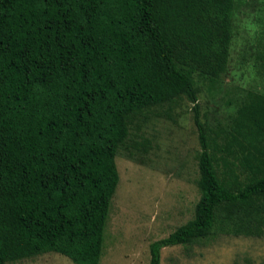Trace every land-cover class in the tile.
Segmentation results:
<instances>
[{"label":"trees","instance_id":"trees-1","mask_svg":"<svg viewBox=\"0 0 264 264\" xmlns=\"http://www.w3.org/2000/svg\"><path fill=\"white\" fill-rule=\"evenodd\" d=\"M249 4L0 0V264L48 252L99 264L116 157L150 147H128L131 127L182 100L200 196L191 219L150 244L149 264L167 247L264 237V94L245 92L225 125L201 119L198 103L199 82L213 88L225 73L233 18Z\"/></svg>","mask_w":264,"mask_h":264},{"label":"rangeland","instance_id":"rangeland-1","mask_svg":"<svg viewBox=\"0 0 264 264\" xmlns=\"http://www.w3.org/2000/svg\"><path fill=\"white\" fill-rule=\"evenodd\" d=\"M249 2L233 18L225 73L213 88L199 82L201 119L211 126L225 125L245 92L264 94V0ZM130 130L129 148L135 141L145 140L150 147L144 153L137 146L132 159L125 150L116 157L119 184L112 198L99 264H149L150 244L191 219L200 196L196 184L200 148L188 101L144 112ZM10 264L74 263L48 252ZM160 264H264V237L223 235L163 248Z\"/></svg>","mask_w":264,"mask_h":264},{"label":"crops","instance_id":"crops-1","mask_svg":"<svg viewBox=\"0 0 264 264\" xmlns=\"http://www.w3.org/2000/svg\"><path fill=\"white\" fill-rule=\"evenodd\" d=\"M242 8L240 7L239 10H241ZM236 14V13H235ZM239 15V14H238Z\"/></svg>","mask_w":264,"mask_h":264}]
</instances>
